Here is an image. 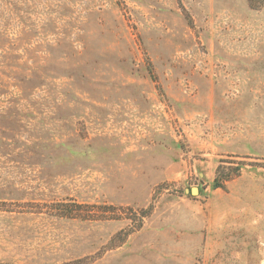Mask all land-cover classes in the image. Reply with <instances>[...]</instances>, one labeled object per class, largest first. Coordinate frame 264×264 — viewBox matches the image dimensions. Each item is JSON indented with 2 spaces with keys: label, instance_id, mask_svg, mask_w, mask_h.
Returning <instances> with one entry per match:
<instances>
[{
  "label": "rangeland",
  "instance_id": "obj_1",
  "mask_svg": "<svg viewBox=\"0 0 264 264\" xmlns=\"http://www.w3.org/2000/svg\"><path fill=\"white\" fill-rule=\"evenodd\" d=\"M0 264H264V0H0Z\"/></svg>",
  "mask_w": 264,
  "mask_h": 264
},
{
  "label": "trees",
  "instance_id": "obj_2",
  "mask_svg": "<svg viewBox=\"0 0 264 264\" xmlns=\"http://www.w3.org/2000/svg\"><path fill=\"white\" fill-rule=\"evenodd\" d=\"M222 170H223V168H221V167L218 169L216 177L214 179V188L215 189L224 188L225 187V182L229 181L228 179H230V177H229L227 179L222 180V178H223V176H221L222 175V172H221Z\"/></svg>",
  "mask_w": 264,
  "mask_h": 264
},
{
  "label": "water",
  "instance_id": "obj_3",
  "mask_svg": "<svg viewBox=\"0 0 264 264\" xmlns=\"http://www.w3.org/2000/svg\"><path fill=\"white\" fill-rule=\"evenodd\" d=\"M192 193H193V194H197V193H198V189H193V190H192Z\"/></svg>",
  "mask_w": 264,
  "mask_h": 264
}]
</instances>
